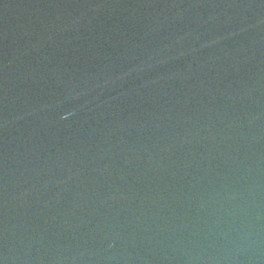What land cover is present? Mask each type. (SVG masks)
<instances>
[{"label":"water","instance_id":"water-1","mask_svg":"<svg viewBox=\"0 0 264 264\" xmlns=\"http://www.w3.org/2000/svg\"><path fill=\"white\" fill-rule=\"evenodd\" d=\"M0 264H264V0H0Z\"/></svg>","mask_w":264,"mask_h":264}]
</instances>
